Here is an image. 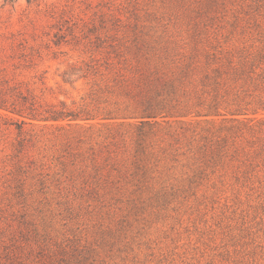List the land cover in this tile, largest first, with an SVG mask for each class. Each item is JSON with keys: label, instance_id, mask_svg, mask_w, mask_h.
I'll return each instance as SVG.
<instances>
[{"label": "rangeland", "instance_id": "obj_1", "mask_svg": "<svg viewBox=\"0 0 264 264\" xmlns=\"http://www.w3.org/2000/svg\"><path fill=\"white\" fill-rule=\"evenodd\" d=\"M113 49L128 69L161 70L196 49L260 52L264 0H0V65L13 73L23 63L13 51L33 53L35 65L16 75L39 98L48 87L54 102H80L88 87L64 84L63 73ZM119 99L125 111L135 106ZM2 114L0 264H264V167L252 177L246 158L227 159L199 175L189 145H168L169 133L215 131L220 120L167 119L148 141L153 156L136 153L138 120H118V144L96 145L101 171L85 167L91 175L81 178L61 173L60 162L91 146L79 139L112 142L107 128L57 131ZM66 137L74 145H62ZM21 138L37 145L19 154Z\"/></svg>", "mask_w": 264, "mask_h": 264}, {"label": "trees", "instance_id": "obj_2", "mask_svg": "<svg viewBox=\"0 0 264 264\" xmlns=\"http://www.w3.org/2000/svg\"><path fill=\"white\" fill-rule=\"evenodd\" d=\"M20 51H13L9 57L23 62L12 64L16 66H13V73L4 64L0 65V115L3 112L2 115L19 118L22 125L42 124L57 131L67 127L90 131L102 126L108 130L105 138L113 139L108 144L95 142L92 137L79 139V144L91 146L74 155L71 162H60L61 173L68 177L86 178L91 175L86 168L98 175L103 151L96 145H117L110 127L125 119L138 120L136 153L150 156L155 153L147 152L154 151L155 144L148 141L151 136L159 135L163 124H169L167 119H176L182 125L188 117L205 118L208 125L215 119L220 120L221 126L215 131L210 126L206 131L192 130L188 134L189 130L183 127L169 133L168 145H189V151L194 150L189 161L199 175H204L208 168H219L227 159L246 158L245 164L248 161L249 166L250 163L252 177L258 175L260 166L264 167V50L252 53L217 49L200 52L196 49L189 57H173L169 64H164L165 70H161L156 66L128 69L125 56L113 49L106 52L103 59L72 65L63 73L64 84L76 89V84L84 81L88 87L80 102L71 97V104L57 98V102L48 99L51 91L48 87L44 88V96L49 92L47 96L39 98L24 81L17 79L16 70L20 65L29 68L36 61L33 53ZM36 54L37 58H42L40 52ZM166 66L170 69L166 70ZM125 96L135 103L126 111L119 99ZM59 138L57 135L54 140ZM65 141L62 145H74L70 137ZM162 142L159 140L156 145ZM16 145L18 153L22 154L27 145H37V141L21 138ZM105 152L111 159L112 151ZM78 159L82 164L76 161ZM137 159L141 161L140 157Z\"/></svg>", "mask_w": 264, "mask_h": 264}]
</instances>
